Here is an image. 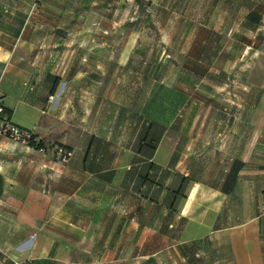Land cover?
<instances>
[{
	"label": "crops",
	"instance_id": "crops-1",
	"mask_svg": "<svg viewBox=\"0 0 264 264\" xmlns=\"http://www.w3.org/2000/svg\"><path fill=\"white\" fill-rule=\"evenodd\" d=\"M110 2L0 0L2 102L47 147L75 152L62 163L0 136V264H264V124L214 141L212 175L179 170L173 153L158 161L172 123L157 131L138 112L127 138L106 131L108 63L74 43L78 5ZM117 118L112 127L125 130ZM146 133L160 140L142 141Z\"/></svg>",
	"mask_w": 264,
	"mask_h": 264
},
{
	"label": "rangeland",
	"instance_id": "rangeland-1",
	"mask_svg": "<svg viewBox=\"0 0 264 264\" xmlns=\"http://www.w3.org/2000/svg\"><path fill=\"white\" fill-rule=\"evenodd\" d=\"M114 1L78 5L83 15L74 43L87 53L97 51L98 63H108L103 70L108 92L101 95L106 131L126 137L138 112L142 120H153L157 131L172 123L158 161L173 153L179 170L192 166L212 175L214 141L228 137L230 127L264 124V0ZM88 75L101 72L88 69ZM115 117L128 127H112ZM189 142L197 145L180 149ZM241 200L236 199L238 222L247 216L240 212Z\"/></svg>",
	"mask_w": 264,
	"mask_h": 264
},
{
	"label": "built area",
	"instance_id": "built-area-1",
	"mask_svg": "<svg viewBox=\"0 0 264 264\" xmlns=\"http://www.w3.org/2000/svg\"><path fill=\"white\" fill-rule=\"evenodd\" d=\"M52 98L53 97H51V99ZM0 136L7 137L15 142L24 144L29 147H32L31 146L32 143L35 144L39 143V139L38 137H35V133L33 131L22 128L16 125L15 123H13L11 117L5 111V106L2 102L1 97H0ZM36 150L43 154L51 153L54 156V158H56L62 163L69 162V160L73 156V152L71 150L60 146H55V147L43 146ZM14 264H22V263L15 262Z\"/></svg>",
	"mask_w": 264,
	"mask_h": 264
},
{
	"label": "trees",
	"instance_id": "trees-1",
	"mask_svg": "<svg viewBox=\"0 0 264 264\" xmlns=\"http://www.w3.org/2000/svg\"><path fill=\"white\" fill-rule=\"evenodd\" d=\"M5 111H6V113L11 117V113H10V111L5 107ZM35 137H37L36 135H35ZM156 139V136H155V138H154V135L153 134H151V135H149L148 133H146L144 136H142V141H146V142H148V141H154ZM150 142V143H151ZM31 146L33 147V148H35V149H39L40 147H43V146H46L42 141H39V143L38 144H35V143H32L31 144ZM149 146H151V145H149ZM64 148H66V147H64ZM151 149L152 148H154L153 146H151L150 147ZM66 149H69V148H66ZM69 150H71V149H69ZM154 149H152V151H153ZM242 165H238L237 167H236V172L240 169V167H241ZM187 181H188V178L187 177H184V176H182L181 178H180V186H179V189L176 191V192H174L175 194L176 193H180V191L184 188V186H185V184L187 183ZM234 184V182H232V185Z\"/></svg>",
	"mask_w": 264,
	"mask_h": 264
}]
</instances>
